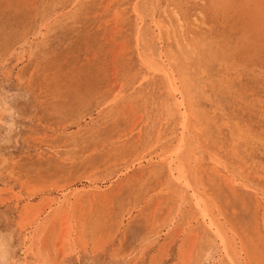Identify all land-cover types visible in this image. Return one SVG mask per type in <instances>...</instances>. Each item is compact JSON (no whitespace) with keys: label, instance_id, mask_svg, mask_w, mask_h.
Returning <instances> with one entry per match:
<instances>
[{"label":"rangeland","instance_id":"1","mask_svg":"<svg viewBox=\"0 0 264 264\" xmlns=\"http://www.w3.org/2000/svg\"><path fill=\"white\" fill-rule=\"evenodd\" d=\"M0 244L264 264V0H0Z\"/></svg>","mask_w":264,"mask_h":264},{"label":"bare ground","instance_id":"2","mask_svg":"<svg viewBox=\"0 0 264 264\" xmlns=\"http://www.w3.org/2000/svg\"><path fill=\"white\" fill-rule=\"evenodd\" d=\"M182 105V104H181ZM184 105V104H183ZM183 105H182V107H183ZM11 243V242H10ZM1 245V244H0ZM9 247H10V245H9ZM12 247V246H11ZM10 256V255H9ZM9 258H11V259H13L14 258V256H12V257H9ZM15 259V258H14ZM7 260H8V258H7ZM11 264H18V263H16V262H13L12 261V263ZM22 264V263H21Z\"/></svg>","mask_w":264,"mask_h":264}]
</instances>
